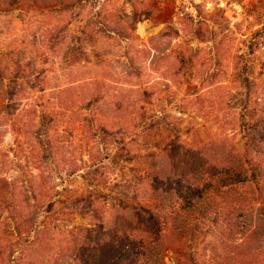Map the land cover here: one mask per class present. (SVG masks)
Here are the masks:
<instances>
[{
	"label": "trees",
	"instance_id": "1",
	"mask_svg": "<svg viewBox=\"0 0 264 264\" xmlns=\"http://www.w3.org/2000/svg\"><path fill=\"white\" fill-rule=\"evenodd\" d=\"M83 1L0 0V17L26 5L56 11L62 14L59 19L62 26L57 34L49 30L53 41L67 32L72 10ZM106 4L100 3L97 24L99 31L111 32L127 42L123 47L120 45L124 49L117 59L121 66L93 70L95 64L107 58L95 61L99 56L94 58L88 53V39L79 38L75 45L74 40L66 39L65 32L58 47L64 79L51 94L56 106L67 114L69 125L78 123L82 135L78 151L93 148L92 141L97 135L111 134L113 139L117 133L121 134L120 142L128 149V163L136 162L130 168L140 173V181H145L147 187L137 191L134 185L138 200L134 207H125L133 215L113 233L104 231V217L92 210L100 234L93 243L88 241L92 243L90 248L83 247L81 257L90 264H198L197 257L203 255L211 264H264V130L257 137L242 135L237 141L234 136H220L207 142H189L178 134L165 142L159 139L160 132L153 123L157 110L154 101H160L161 96H175L182 87V101L190 95L198 98L207 91L211 84L209 57L184 44L185 40L173 48L170 44L178 39L179 30L190 34V39L203 41V28L210 35L214 33L213 22L207 21L218 16L220 10L205 11L204 16L198 14L195 22L183 15L177 20L183 26L180 29L163 18L160 20L163 28L140 41L134 33L138 16L124 15L118 24L116 14ZM126 18H131L130 23L121 25L119 21ZM1 69L4 72L0 71V136L12 133L22 138L32 152L36 144L33 140L43 134L47 141L45 155L38 157L40 163L44 157L55 162L58 155L61 163L74 164L73 157L64 153L67 151L71 156L74 152L72 143L64 136L65 132L70 135L71 130L62 131L37 119L34 106L28 102L32 101L31 91L20 84L16 87L18 78L28 81L31 77L28 66L17 64L13 69L0 58ZM23 111L26 116H22ZM256 111L264 114L263 106ZM238 121L239 125L244 123L240 118ZM117 126H121L118 132ZM138 136L141 148L150 150L144 149L145 154L132 158L134 149L130 146ZM124 137L128 138L125 142ZM1 161L0 158V206L8 204L9 208L7 194L11 184L3 175L5 163ZM87 201L92 208L95 199L91 191L86 193ZM21 205L13 209H19L18 225L26 234L27 207ZM198 245H201L199 253ZM4 250L5 247H0V259ZM23 251L24 247L20 254Z\"/></svg>",
	"mask_w": 264,
	"mask_h": 264
},
{
	"label": "rangeland",
	"instance_id": "2",
	"mask_svg": "<svg viewBox=\"0 0 264 264\" xmlns=\"http://www.w3.org/2000/svg\"><path fill=\"white\" fill-rule=\"evenodd\" d=\"M104 2L116 14L117 23L124 15L138 16L134 33L140 41L158 33L164 26L160 21L163 18L180 29L183 26L177 20L183 15L195 22L198 14L204 16L205 11L220 10L218 16H211L207 21L213 22L214 33L210 35L203 28L204 42L190 39V34L182 30L176 31L179 37L172 40L170 48L185 40L184 44L209 57L211 84L198 98L190 95L181 101L184 91L181 87L175 96H161L160 101H154L157 110L153 123L160 132L159 139L169 142L179 134L184 140L199 143L213 137L234 136L237 141L242 135L262 134L264 114L256 110L259 106L264 108V0H84L72 10V23L62 34L66 32V39L74 40L75 45L79 38L88 39V53L94 58L99 56L95 61L107 58L97 63L100 68L97 64L93 66L95 71L119 69L121 63L117 59L127 43L111 32L99 31L96 14ZM61 17L56 11L30 5L0 17L1 62L12 65L13 69L17 64L28 66L31 77L28 81L18 78L16 87L20 84L31 91L32 101L28 102L34 106L37 119L62 131L71 130L70 135L65 132L64 136L74 151L71 156L64 152L68 158L73 157L74 164L61 163L58 155L55 162L44 157L40 163L38 157L45 155L47 141L43 134L35 140L32 138L36 143L32 152L22 143V138L12 133L0 136V158L5 163L3 175L11 184L7 194L11 204L9 208L8 204L0 206V247H5L0 264H90L83 260L81 253L100 234L92 210L104 217V231L113 233L133 215L125 207H134L138 200L134 185L137 191L147 187L145 181H140V173L130 168L136 162L128 163V149L120 142L121 134L117 133L113 139L111 134L97 135L92 141L93 148L78 151L82 136L78 123L69 125L67 114L56 106L51 94L64 79L58 48L62 34L53 41L49 35L50 29L53 33L59 32ZM131 18L119 22L124 26ZM22 116H26L24 111ZM239 118L244 123L239 125ZM246 127L249 128L245 131ZM124 138L123 142L128 140ZM141 143L138 136L130 146L134 149L132 158L149 149L141 148ZM87 191L95 199L92 208L91 203L85 202ZM17 204L27 207L26 234L18 225L19 209H13ZM197 260L198 264H211L203 255Z\"/></svg>",
	"mask_w": 264,
	"mask_h": 264
}]
</instances>
